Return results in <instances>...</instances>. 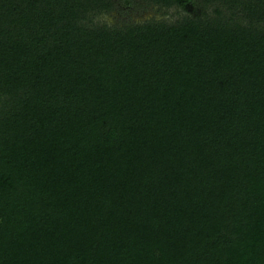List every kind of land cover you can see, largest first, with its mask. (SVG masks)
I'll list each match as a JSON object with an SVG mask.
<instances>
[{
	"label": "trees",
	"instance_id": "trees-1",
	"mask_svg": "<svg viewBox=\"0 0 264 264\" xmlns=\"http://www.w3.org/2000/svg\"><path fill=\"white\" fill-rule=\"evenodd\" d=\"M0 264H264V0H0Z\"/></svg>",
	"mask_w": 264,
	"mask_h": 264
},
{
	"label": "rangeland",
	"instance_id": "rangeland-1",
	"mask_svg": "<svg viewBox=\"0 0 264 264\" xmlns=\"http://www.w3.org/2000/svg\"><path fill=\"white\" fill-rule=\"evenodd\" d=\"M159 16L164 17V18L174 19V18H177L178 15L174 10L170 9V10L166 11V13H164V14L162 13Z\"/></svg>",
	"mask_w": 264,
	"mask_h": 264
}]
</instances>
